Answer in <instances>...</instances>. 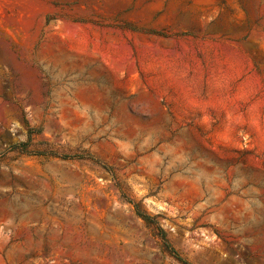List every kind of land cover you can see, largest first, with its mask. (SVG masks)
Returning <instances> with one entry per match:
<instances>
[{
    "label": "rangeland",
    "instance_id": "rangeland-1",
    "mask_svg": "<svg viewBox=\"0 0 264 264\" xmlns=\"http://www.w3.org/2000/svg\"><path fill=\"white\" fill-rule=\"evenodd\" d=\"M0 264H264V0H0Z\"/></svg>",
    "mask_w": 264,
    "mask_h": 264
},
{
    "label": "trees",
    "instance_id": "trees-1",
    "mask_svg": "<svg viewBox=\"0 0 264 264\" xmlns=\"http://www.w3.org/2000/svg\"><path fill=\"white\" fill-rule=\"evenodd\" d=\"M130 203L134 206L136 214L146 223L150 222V215H148L140 206V204L130 201Z\"/></svg>",
    "mask_w": 264,
    "mask_h": 264
}]
</instances>
